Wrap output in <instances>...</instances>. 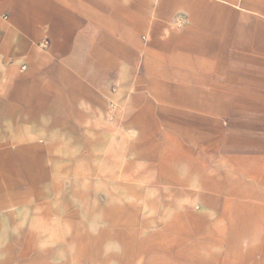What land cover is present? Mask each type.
<instances>
[{"label": "rangeland", "instance_id": "obj_1", "mask_svg": "<svg viewBox=\"0 0 264 264\" xmlns=\"http://www.w3.org/2000/svg\"><path fill=\"white\" fill-rule=\"evenodd\" d=\"M94 1L78 16L100 29L84 37L72 31L69 51L55 46L50 30L30 37L9 11L0 15L3 31L14 32L10 42L18 43L0 45V198L9 204L0 207V264H117L109 254L126 248L113 233L161 232L183 204L198 216L186 218L188 235L168 238L166 253L149 255L154 260L177 259L185 240L188 264H264V13L255 12L262 8L211 0L222 6L207 5L194 19L179 9L159 11L161 0H149L150 23L137 30L138 18L116 17L115 0ZM156 19L163 25L155 29ZM100 36L135 54L136 63L122 56L109 70L111 50ZM220 62L241 77L240 88L216 93L223 103L214 132L189 135L183 119L197 109L186 98L203 77L210 92ZM61 65L78 88L94 92L72 111L73 125L53 126L52 110L35 115L11 93L15 82V92L36 89L38 76H58ZM198 158L200 170L188 163ZM114 207H136L137 216L116 217ZM130 251L127 264H138L136 241Z\"/></svg>", "mask_w": 264, "mask_h": 264}, {"label": "crops", "instance_id": "obj_2", "mask_svg": "<svg viewBox=\"0 0 264 264\" xmlns=\"http://www.w3.org/2000/svg\"><path fill=\"white\" fill-rule=\"evenodd\" d=\"M223 3L232 4L233 6L239 7H248L250 5H260L261 10L255 12L264 13V0H218ZM240 3V4H239ZM95 5L94 0H0V15L9 11V15L13 18V23L17 25V29H22L28 36L37 37L41 30L48 29L51 31V34L55 40V46L58 47L61 51H69L70 47V38L71 32L75 30H81L82 33H79L82 37L87 35L84 31L92 32L98 31V28L93 27L92 19L89 23L84 22L79 19L78 13L81 11L78 10L80 6L83 5ZM103 4V3H101ZM115 11L118 12L116 15L117 18L121 20L134 21L137 19V25L135 26L137 30L142 29L147 26L149 21L148 11L152 8V3L149 0H115L112 2ZM222 6L220 3L217 4L211 0H161L157 5V10L165 11L166 9H179L182 14L190 13L194 19H197L201 12H204L202 8L205 6ZM142 6V7H141ZM139 11V13H138ZM88 13V12H87ZM108 13L110 11L108 10ZM137 16V17H136ZM90 24V25H89ZM154 28L156 29L159 25H163L162 20L156 19L152 21ZM5 25L0 21V45H16L17 42H10V35H13L14 32L3 31ZM100 29V28H99ZM92 30V31H91ZM98 33V32H97ZM8 38V39H7ZM13 38V37H11ZM102 46H106L111 50L110 58L108 61V69L112 70L116 65V62L123 56L124 60L135 64L136 55L129 52L128 50L121 49L117 43H114L107 37L100 36ZM7 39V40H6ZM15 39V38H13ZM4 43V44H3ZM25 44V43H22ZM10 49V47H9ZM146 62V61H144ZM59 75L54 76V71H48L46 79L45 77L38 76L36 79L37 88H30L29 92H26L22 87V91H18V87L15 90V86L18 82L14 83L13 92L11 93V99L13 101H18L19 99L24 103L28 104L24 107L25 110H32L35 115L45 110H52V118L50 125L53 126H63V125H73L74 123L70 120L72 119V111L75 112L78 110V104L81 99H86V101L93 98V87H81L78 88L77 80L73 79V76H69L67 69L62 65L57 67ZM92 70L88 74V78L92 79ZM234 68L229 65H224L221 62L215 64L214 71L209 76V86L210 92L205 91V77L202 78L201 83L198 85L200 89L198 92H191V95H188L186 101L190 104V108L197 109V113L188 110L187 114L184 116V125L186 126V131L190 135L194 132H197L199 136H204L206 132L212 133L217 129V119L216 106L223 103L221 97L216 93H235L238 88H240L241 81ZM74 80V81H73ZM117 90V89H116ZM115 101V100H114ZM115 103V102H114ZM210 105L209 112L210 116L203 114L206 111L205 105ZM195 105V106H194ZM34 115V116H35ZM36 119V117H33ZM39 124V123H37ZM43 124H46L44 122ZM211 125V127H210ZM207 127V128H206ZM60 140H65L62 137V134L56 135ZM172 148L175 146L172 143ZM190 157V155H189ZM193 158V157H192ZM193 162H188L190 165L197 164L196 169L200 170L203 167V162L200 158L192 159ZM172 181L175 184L183 185L184 180H178L174 177H171ZM32 191H28L26 194H29ZM201 192V193H200ZM189 193V192H187ZM193 193V192H191ZM197 193L204 204H209L213 206L212 197L208 196L204 191H197ZM184 194V193H183ZM11 200V199H10ZM8 200L5 198H0V207L7 206ZM183 209L175 212L171 216L170 222L165 224L161 232L151 233L145 236L134 235L129 232H115V236H119L123 241V245L126 248L124 253H113L109 254V259L117 260V264H127L130 260L132 252L130 251L132 243L136 241L138 250L141 256L138 264H188L192 258V253H190L189 248L186 249L187 245L184 241L178 242V248L175 256L177 259L173 261L169 259L156 258L154 260L153 256H149L155 250H160L164 253L167 252V242L168 238H184L188 235V230L186 227V218L196 217V215L191 207V205L183 204ZM116 209V217H123L131 221L137 216V208L133 207H114ZM229 203L225 204L224 212L225 214L230 213ZM115 211V210H114ZM107 215H110V209L107 210ZM159 234V235H158ZM237 234V233H236ZM107 236H111V232L107 233ZM159 236V237H158ZM238 235H232L233 245H237ZM104 237V236H102ZM161 240L158 241L157 238ZM164 238V239H163ZM50 247V246H49ZM198 262L203 261L204 259L200 257L199 254L196 255ZM39 264H55V263H39ZM97 264H101L100 262Z\"/></svg>", "mask_w": 264, "mask_h": 264}]
</instances>
